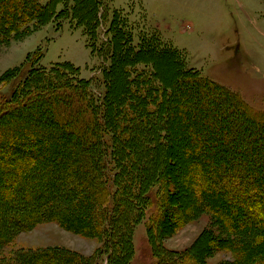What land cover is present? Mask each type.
Instances as JSON below:
<instances>
[{
	"label": "trees",
	"instance_id": "trees-1",
	"mask_svg": "<svg viewBox=\"0 0 264 264\" xmlns=\"http://www.w3.org/2000/svg\"><path fill=\"white\" fill-rule=\"evenodd\" d=\"M80 2L87 8L80 9ZM101 2L0 0V42L10 34L18 37L64 19L83 28L92 51L106 53L110 60L109 67L103 70L106 91L101 103L88 89L91 81L82 79L73 64H57L45 70L39 67V58L11 76L9 93L0 94V116L13 112L14 117L20 118L0 125V162L18 167L0 178V238L5 235L0 246L23 229L19 225L22 218L29 225L35 223L28 215L13 213L11 217L4 208L19 206V202L29 199L34 201L33 194L37 193L43 195L48 206L47 212L44 210L47 214L40 210L41 217L50 215L54 220L65 221L66 227L76 225V229H70L85 233L92 229L99 232L95 206L102 205L107 221L103 232L109 234L105 248L111 251L115 247L116 236L124 243L107 264H125L128 254L124 249L131 252L133 244L131 227L143 216L144 208L156 200L153 206L159 207L160 214L155 215L156 223L151 226L155 232L158 219L164 221L161 209L165 213L172 210L167 198L171 182L185 195L177 205L181 210L176 208V213L186 208L190 219L212 211L216 220L224 219L226 235L236 236L229 244L231 249H237L239 262L264 264V124L243 105L240 97L187 68L182 57L167 49L159 38L146 37L136 47L125 30L127 19L120 14L113 16L110 40L95 50ZM60 4L63 8L58 12ZM144 53L153 58L173 56L179 67V82L184 87L172 90L159 82L155 61L143 62ZM173 97L182 101H173ZM37 109L36 115L46 120L42 126L29 121ZM190 113L193 122L189 121ZM186 126L189 143L182 142L180 129L185 131ZM214 137L221 141L215 140V148L221 143L232 145L238 139L246 140L249 152L234 153L231 158L225 154L216 157L205 151L207 140L213 141ZM49 139L57 143L56 151H64L58 165L46 163L50 154L42 143ZM194 145L200 147L196 149ZM17 148L28 157L6 155L7 149ZM245 153L256 156L249 159ZM108 159L114 167L112 172ZM165 160L174 165L164 166ZM37 171L40 175H36ZM66 200L71 203L65 204ZM91 208L95 211L91 212ZM55 257L46 252L23 254L14 264H54ZM0 264L9 262L0 257ZM158 264H175V260L161 252Z\"/></svg>",
	"mask_w": 264,
	"mask_h": 264
},
{
	"label": "rangeland",
	"instance_id": "rangeland-1",
	"mask_svg": "<svg viewBox=\"0 0 264 264\" xmlns=\"http://www.w3.org/2000/svg\"><path fill=\"white\" fill-rule=\"evenodd\" d=\"M101 1L100 23L97 29L98 44L95 50L102 47L107 39L110 40L109 29L113 16L115 13L120 14V17L127 19L128 24L125 30L131 34L132 43L136 47L146 37L159 38L167 49L176 51L182 57L187 68L195 70L197 75L209 78L240 97L243 105L251 110L253 115H257L256 118L258 117L261 124H264V0ZM83 4L80 2V9L87 8ZM62 8L61 4L58 5L57 11H61ZM41 53L43 55L40 57ZM105 54H100L99 51L93 52L88 45V38L83 28L64 19L52 21L18 37L10 34L8 39L0 42V94L9 93L11 76L18 74L21 68L32 59L39 58V67L45 70H50L57 64H73L78 68L82 79L91 81L88 89L96 102L101 103L106 91L103 70L110 65V60ZM143 55V62L147 60L150 64L151 61H155L157 70L155 72L159 82H164L172 90H177L178 86L184 87L179 82V67L173 56L153 58L150 53ZM120 76L126 79L125 76ZM180 99L173 97V101L178 103L182 101ZM23 111L27 112V109ZM37 113L38 109L33 111L29 121H34V124L39 126L46 124L45 118L37 116ZM190 116L189 121L193 122V113H190ZM3 117L0 116V125L5 124L7 120L11 123L20 120L14 117L13 112H7ZM182 121L181 119L180 123ZM248 121L253 122L251 119ZM224 123H228L226 118ZM180 130L182 142L189 143L191 140L188 133L189 127L186 126L185 131ZM16 132L19 134V131ZM25 137L27 136H23ZM106 137L109 140L110 134ZM215 140L221 142L215 137L213 141L207 140L209 144L207 143L205 151L216 154V157L225 154L231 158L234 153L240 155L241 151L249 152L246 140L238 139L232 145L221 143L216 148L213 147ZM42 144L48 149L47 154H50L46 163L52 161L54 165H58L64 151H56L57 143L50 139ZM194 146L196 149L200 147ZM107 149H109L108 145ZM6 151L9 152H5L6 155L10 157L15 156L18 159L28 157L19 148ZM69 154L66 155L69 156ZM187 155L184 154V157ZM254 156L256 153L255 155L251 153L247 157L254 159ZM163 165L171 168L174 164L171 165V161L165 160ZM108 166L109 168L111 166L109 171L112 172L114 167L112 168L110 159H108ZM16 168L18 169L17 164L0 162V178L4 179L5 173L13 172ZM36 175H40L38 171ZM168 185L171 192L169 191L167 198L172 210L170 213H165L161 209L164 221L161 218L158 219L159 227L155 232L151 226L156 223L155 215L160 214L159 207L153 206L156 200H152L151 205L144 208L143 216L141 215L140 220L131 227L130 239L133 244L131 252L124 249L126 255L128 254L125 264H158L161 252L172 257L175 264H241L237 257V249L235 246L231 249L229 244L234 235H226L228 231L227 227L223 226L224 219L216 220L217 217L212 211L202 212L190 219L187 218L189 214L186 208L176 213L174 210L176 208L181 210V207L177 205L181 203L185 195L182 196L180 189H177L173 183L170 182ZM110 187L114 188L113 185ZM20 189L21 186L18 188L19 193ZM33 195H35L34 201L29 199V201L19 202V206L4 208L10 211L11 217L13 213H19L32 217L30 219L35 222L29 225L22 218V224L19 225L23 229L11 241L0 246V257L9 264L18 262V258L23 254L43 252L56 256L54 264H97L98 262L107 264L110 261L109 257L114 255L115 258L118 251L122 249L124 243L119 236L115 237V247L111 251L105 248L104 241L109 234L103 232L107 221L104 215L105 208L102 205L95 206L99 222L96 227L99 232L92 229L85 233L75 230L76 225H69L75 229L66 227L65 221L54 220V217L50 215L41 217L40 210L43 209V213H46L48 206L44 203L45 199H42L43 195L37 193ZM152 195L157 198L154 193ZM66 202L65 204L71 203L67 200ZM37 205H40V208ZM90 211L95 210L91 208ZM132 213H135L133 209ZM83 217L85 220V215ZM116 225L118 224L115 222ZM210 245L212 247H209ZM156 248L160 250H155Z\"/></svg>",
	"mask_w": 264,
	"mask_h": 264
}]
</instances>
